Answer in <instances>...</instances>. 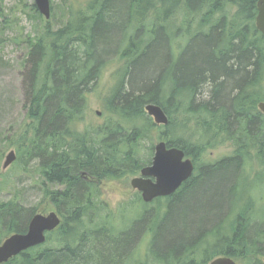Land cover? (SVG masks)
Here are the masks:
<instances>
[{
  "label": "trees",
  "instance_id": "1",
  "mask_svg": "<svg viewBox=\"0 0 264 264\" xmlns=\"http://www.w3.org/2000/svg\"><path fill=\"white\" fill-rule=\"evenodd\" d=\"M67 14L62 27L46 21L30 44L27 118L17 135L23 170L34 167L44 179L63 223L46 244L6 264H207L222 256L264 264V215L251 190L264 169L258 0H72ZM113 54L124 65L107 104L120 121L81 131ZM147 57L154 63L141 72ZM149 104L169 117L159 139L183 149L197 169L173 196L121 227L100 213L107 208L99 183L128 181L151 165L155 146L143 150L157 126ZM140 119L144 126H135ZM224 144L237 150L199 166L209 148ZM37 212L0 203V230L26 233Z\"/></svg>",
  "mask_w": 264,
  "mask_h": 264
},
{
  "label": "rangeland",
  "instance_id": "2",
  "mask_svg": "<svg viewBox=\"0 0 264 264\" xmlns=\"http://www.w3.org/2000/svg\"><path fill=\"white\" fill-rule=\"evenodd\" d=\"M71 3L72 0H51L53 10L50 20H47L43 15L42 19L39 18V15L32 9L35 0H0V203L16 200L26 208H36L38 213L44 214L56 211L43 191L44 179L35 172L34 167H31L30 171H24L18 160V138L23 135L22 128L27 118L23 81L32 40H36L41 34L46 21H50L51 26L55 28L62 27L67 21V8ZM163 34L159 31L155 37L163 38ZM183 42L184 49L187 41L183 40ZM109 58L100 80L89 95L86 114L80 126L81 131L89 127L103 126L110 121H120L119 117L110 114L107 100L119 80L117 72L124 62L115 54ZM143 60L144 66L141 72L154 63V60L149 57ZM152 122H154L153 118ZM143 123L144 120L140 119L134 125L143 127ZM175 129L172 127L170 132L175 133L177 130ZM165 130L162 126H156L151 131V138L143 143L145 154L150 152L151 145L155 146L162 141L159 137ZM17 135H19L18 138ZM11 151L16 152L17 160L4 169L6 157ZM232 151L231 145L227 144L209 148L201 156L198 164L202 166L205 163H214L232 154ZM254 164L259 166L256 160ZM262 171L251 190L254 191L258 200V213L264 215V169ZM132 178L128 181L105 180L100 185L101 199L107 208L100 213L113 215L116 223L121 227L131 224L142 213L158 206L153 202L150 204L144 201L138 202L139 192L132 188ZM43 210L47 212H42ZM6 236L4 231L0 230V243ZM141 247L146 249L147 243H142ZM236 261L241 264L240 260L236 259Z\"/></svg>",
  "mask_w": 264,
  "mask_h": 264
},
{
  "label": "water",
  "instance_id": "3",
  "mask_svg": "<svg viewBox=\"0 0 264 264\" xmlns=\"http://www.w3.org/2000/svg\"><path fill=\"white\" fill-rule=\"evenodd\" d=\"M35 5L47 20H50L52 9L51 0H35ZM256 27L264 35V0H258V15ZM264 114V101L258 104ZM145 111L153 118L158 126H168L169 117L158 105L149 104ZM17 160L15 151H11L4 163L7 169ZM195 166L185 151L178 147H169L167 142L161 141L154 147L152 164L142 168L140 176L131 180L133 189L142 193L145 203H152L157 198L169 197L175 194L185 182L194 174ZM85 175V173H84ZM63 221L56 211L48 214H35L26 233H14L8 236L0 245V264L8 263L23 252L44 245L48 234L55 232ZM207 264H238L229 256H222Z\"/></svg>",
  "mask_w": 264,
  "mask_h": 264
},
{
  "label": "flooded vegetation",
  "instance_id": "4",
  "mask_svg": "<svg viewBox=\"0 0 264 264\" xmlns=\"http://www.w3.org/2000/svg\"><path fill=\"white\" fill-rule=\"evenodd\" d=\"M231 147H232V146H231ZM232 148H233L232 153L235 152V151L237 150V149L234 148V147H232ZM187 157H189V156H187ZM189 158H190V157H189ZM191 159H192V161H193V163H194V166H195V170H194V174H195L196 169H197V163L193 160V158H191ZM140 172H141V171H140ZM194 174H193V175H194ZM139 175H140V173H139ZM139 175H137V176H139ZM85 180H87V181H93L92 179H89L87 176H85ZM101 183H102V182H101ZM101 183H99V184L101 185ZM138 192H139V191H138ZM139 195L142 197V193H141V192H139ZM173 195H174V194H173ZM173 195H172V196H173ZM169 197H171V196H169ZM169 197H164V198H169ZM42 212H47V211H46V210H43ZM27 230H28V229H27ZM8 236H10V235H8ZM8 236H6L5 239H6ZM5 239H4V240H5ZM4 240H3V241H4ZM3 241H2V242H3ZM2 242L0 243V245L2 244ZM5 264H6V263H5Z\"/></svg>",
  "mask_w": 264,
  "mask_h": 264
}]
</instances>
